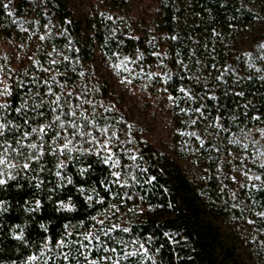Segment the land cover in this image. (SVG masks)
I'll return each mask as SVG.
<instances>
[{
  "label": "trees",
  "instance_id": "trees-1",
  "mask_svg": "<svg viewBox=\"0 0 264 264\" xmlns=\"http://www.w3.org/2000/svg\"><path fill=\"white\" fill-rule=\"evenodd\" d=\"M157 2L146 29L0 3L25 52L0 60V264H264V0ZM110 71L165 106L162 149Z\"/></svg>",
  "mask_w": 264,
  "mask_h": 264
},
{
  "label": "rangeland",
  "instance_id": "rangeland-1",
  "mask_svg": "<svg viewBox=\"0 0 264 264\" xmlns=\"http://www.w3.org/2000/svg\"><path fill=\"white\" fill-rule=\"evenodd\" d=\"M14 0H0L2 4L12 6ZM73 15L76 18L92 17L97 14H109L116 19L129 21L132 25L137 24L140 29L151 27L158 14L157 0H124L122 8L110 10V0H68ZM20 43H14L0 35V60H17L24 57ZM18 64V62L16 63ZM15 64V65H16ZM115 87L125 92V101L129 105L134 117L143 129V138L151 145L162 149L170 139L171 125L166 114V108L154 96L136 91L128 80L118 77L113 72H109ZM117 107V106H116ZM187 159V158H186ZM184 168L190 175V166L187 160L184 161ZM233 189L237 191L243 182V178L238 173L231 175Z\"/></svg>",
  "mask_w": 264,
  "mask_h": 264
},
{
  "label": "snow or ice",
  "instance_id": "snow-or-ice-1",
  "mask_svg": "<svg viewBox=\"0 0 264 264\" xmlns=\"http://www.w3.org/2000/svg\"><path fill=\"white\" fill-rule=\"evenodd\" d=\"M3 7L7 9V8H8V4H4ZM8 15L11 16V15H13V14H12L11 12H8ZM41 38L43 39V37H41ZM174 39H175V37H174ZM179 90H180L181 92H184L186 96L189 95V94L187 93V91H186L184 88H180ZM169 99L172 100L173 97L169 96ZM59 100H60V97L57 96V97H56V100L53 101V103H58ZM0 107H4V105H0ZM71 115L74 116L75 113L73 112V113H71ZM56 119L59 120L60 117L57 116ZM254 119H259V117H255ZM2 127H3V125H0V128H2ZM33 131H37V129H33ZM39 131L43 133V132H45V128H44V127H41V128L39 129ZM261 134L264 135V129L261 130ZM0 135H2V132H0ZM69 143H70V141H69ZM32 147H36V146H35V145H32ZM63 147H64L65 149H67V148H68V144H64ZM110 159H111V156L108 157V160H110ZM106 162H107V161H106ZM3 163H4V161H3L2 159H0V164H3ZM23 167H24L25 169H28V168L30 167V165L27 164V163H25V164L23 165ZM262 167H264V165H262ZM56 175H57V176H60V173L57 172ZM3 177H4V173H3V172H0V186H4V185H6L7 182H8V180L5 179V178H3ZM8 179H14V177L9 176ZM250 179H251V178H250ZM255 179H256V180H260L261 177H260V176H256ZM69 183H71L70 180H69ZM81 191H83V190L81 189ZM88 199L90 200L91 197H88ZM40 206H41V205H40V202L37 201L36 204H35V208H33L32 211H36V210H38V209L40 208ZM61 207H65V206L62 205ZM4 210H6V209L3 208V201H0V211H4ZM68 210H71V209H68ZM260 215H261V216H264V213H261ZM250 223H251V221H250ZM41 227H44V226L41 225ZM123 231H128V229H123ZM16 239H18V240L23 239L22 232H21V235L16 236ZM85 239H87V237H85ZM96 239H99V237H96ZM58 243H59L61 246H63V244H64L63 241H60V242H58ZM113 251H115V249H113ZM32 259H36V258H35V257H32ZM65 259H68L67 254H65Z\"/></svg>",
  "mask_w": 264,
  "mask_h": 264
}]
</instances>
